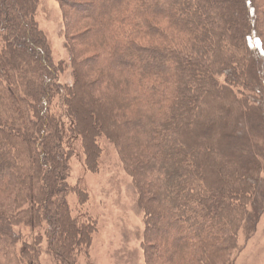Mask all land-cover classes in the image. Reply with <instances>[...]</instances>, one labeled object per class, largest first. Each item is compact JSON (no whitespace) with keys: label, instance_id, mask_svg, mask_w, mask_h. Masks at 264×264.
<instances>
[{"label":"trees","instance_id":"16d2710c","mask_svg":"<svg viewBox=\"0 0 264 264\" xmlns=\"http://www.w3.org/2000/svg\"><path fill=\"white\" fill-rule=\"evenodd\" d=\"M24 1L0 0V264H42L48 253L81 264L97 221L74 215L66 140L80 137L97 171L100 137L126 133L121 156L164 246L160 262L234 264L264 202V0H58L80 13L63 12L67 30L72 18L81 28L66 35L65 85L36 19L40 0ZM76 39L92 54L80 58ZM132 151L143 156L130 165Z\"/></svg>","mask_w":264,"mask_h":264},{"label":"rangeland","instance_id":"374dc122","mask_svg":"<svg viewBox=\"0 0 264 264\" xmlns=\"http://www.w3.org/2000/svg\"><path fill=\"white\" fill-rule=\"evenodd\" d=\"M21 2L26 1L21 0ZM96 3L101 5L102 0H96ZM67 4H63L58 0H40L36 11V19L47 38L53 59L57 64L62 63L63 65L59 77V82L62 85L74 82L68 46L70 41L67 43V32L68 30L69 33L72 32L71 36L73 38L76 34L81 33V28L75 27V18L71 19L70 26H68V30L66 29L67 25L63 18L65 10L69 11L73 17L78 18L80 16L76 7L73 6L69 9ZM262 39L264 41V37ZM77 40L73 44L82 50L80 58L92 54L89 50L83 51L84 42ZM7 63L12 66L14 71L19 69L13 60H7ZM83 71L80 76L82 79H87L88 72L86 68H83ZM95 78H97V75L93 73L90 79ZM231 85L234 86V84ZM59 109L57 114L67 128L69 120L66 119L63 108L59 107ZM246 118L247 121H250L249 115ZM95 123V132L101 134L102 127L99 126L98 121ZM128 134H124V137L122 135L123 138L118 135L114 141L115 143L110 142L104 136L100 137L99 144L103 152L97 171H91L86 166V158L80 137L72 136L66 140V144L73 154L70 161V183L77 189L73 188L69 195L74 215H81L82 217L89 215L97 221V231L93 237L92 246L87 256L82 255L80 257L81 264H149V254L155 257L150 264H162L159 258L162 256L160 251L163 250L164 246H162L161 240L155 236L154 232H152L151 237V233L147 229L148 226L146 227L143 201H141L135 187L133 176L125 169L124 159L121 156L123 149L121 139L128 137ZM128 147L131 146L128 145ZM132 152L129 155L132 162L130 165H133L136 159H141V156H143L141 153ZM138 179L141 182V187H143L145 180L139 177ZM256 190H258L257 186L250 189L249 192L252 194ZM77 191H84L88 195V199L84 204L79 202ZM154 194L150 191L147 197L152 199V207L158 209L157 201L153 199ZM262 196L264 201V193ZM156 199L159 201L157 193ZM238 200V197L235 198V202H238ZM242 203L246 204L249 209L252 207L255 208L254 211H259L249 200H242ZM235 212L244 216L242 210H236ZM222 217L226 216L222 215ZM144 237H147L146 240H144ZM46 241L48 240L45 238L42 244L45 249ZM233 258L234 264H264V202L253 231L248 232V235L240 233L238 249L234 252ZM41 262L42 264H55L54 258L49 253L41 257Z\"/></svg>","mask_w":264,"mask_h":264}]
</instances>
